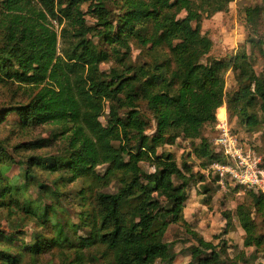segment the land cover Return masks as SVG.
I'll return each instance as SVG.
<instances>
[{"label":"trees","instance_id":"obj_1","mask_svg":"<svg viewBox=\"0 0 264 264\" xmlns=\"http://www.w3.org/2000/svg\"><path fill=\"white\" fill-rule=\"evenodd\" d=\"M86 1L89 5L83 12ZM110 1L0 0V83H16L31 93L25 104L7 114L0 112V123L15 113L23 131L53 125L60 128L64 144L60 156L28 157L22 185L7 176L13 161L0 147V210L41 230L32 245L22 248L0 232V264H32L52 245L75 247L70 236L79 244L75 247L79 264L83 251L94 246L111 253L113 264L170 263L175 254L164 236L171 224L180 225L195 243L188 264H237L228 254L235 247L231 242L198 234L183 216L188 190L204 182L208 165L228 161L201 134L206 124L215 122L217 109L226 103L248 132L261 123L259 115L264 116V74L255 72L244 53L211 57L212 41L201 34L203 17L225 12L234 0H117L122 14L115 23L110 19ZM87 14L95 21L92 27L87 26ZM261 14L264 0L245 9L246 23L254 33ZM52 22L58 28L65 23L60 35ZM134 37H142L149 52L165 47L168 58L161 62L153 58L137 67L130 64L122 72L113 68L108 74L101 72L100 64L109 60V54L98 51L94 39L127 48L124 42ZM60 41L66 46L59 49ZM234 65L241 67V78L237 90L227 95L224 76ZM141 102L150 119L140 109ZM105 115L103 125L100 118ZM150 123L155 129L147 135ZM231 128L237 135L232 123ZM178 139L191 141L192 155L202 166L195 168L198 178L188 164L178 166L172 154L158 153ZM195 140L199 144L193 146ZM47 146L19 144L13 151ZM144 163L153 172H145ZM42 172L86 186L75 205L76 223L65 217L62 208L61 202H68L62 192L64 179L54 180L48 188L40 183ZM211 179L216 182L215 176ZM30 185L39 190L35 199L26 196ZM221 217L222 235L229 233L234 220L244 233L241 249L233 250L234 259L246 263L248 249L253 256L264 255L260 192L245 190L242 203L233 211H222ZM47 230L51 235H44ZM81 231L87 237L77 236ZM27 257L30 262L25 263Z\"/></svg>","mask_w":264,"mask_h":264},{"label":"rangeland","instance_id":"obj_2","mask_svg":"<svg viewBox=\"0 0 264 264\" xmlns=\"http://www.w3.org/2000/svg\"><path fill=\"white\" fill-rule=\"evenodd\" d=\"M89 2H84L82 4L83 12L87 11ZM261 5V0H234L228 4L227 10L225 12H220L212 17L205 19L201 22V34L206 35L212 41L211 57L213 58H230L238 53H244L249 57L253 68L257 74H264V14H261L257 18V27L254 33L246 23L245 9L253 8L254 6ZM0 5V13L2 10ZM108 9L110 10L111 22L115 23L116 18L122 14L121 3L117 0H111L108 4ZM1 15V14H0ZM184 14L181 13L179 18L183 17ZM87 26H93L94 20L91 18L90 14L86 15ZM55 31L58 35L60 28L65 26V23L58 28L56 22H52ZM68 28V27H67ZM66 28V29H67ZM151 31H149L148 35ZM142 34V33H141ZM144 36V35H143ZM143 38L134 37L127 40L125 43L127 48L123 44L120 45H107L103 40L94 39L95 46L98 51H106L109 54V60L100 64L101 72L108 74L110 69H116L119 72L125 69L127 65L141 66L143 63L150 62L153 58H156L157 62H161L164 58H168L167 49L165 47L157 48L154 51L149 52V46H144ZM0 36V45H1ZM66 46V42H59L58 48ZM115 50V53H114ZM120 56L119 60L116 57ZM122 56V57H121ZM125 62V63H124ZM160 64V63H157ZM239 65L232 66L224 76L225 80V93L231 94L237 90L236 81L241 78V71ZM28 88L19 87L16 83H0V112L7 114L8 111L19 104H25L27 102L28 96L31 94L27 91ZM145 103H139L140 109L144 112L147 118H151L149 111L145 110ZM225 106L229 121L232 123L233 130H236V134L242 139V142L250 149L254 150L262 157V163L264 167V116L259 115L261 123L251 132L246 131L245 127L238 124L237 118L233 117L228 109L226 103ZM221 106V107H222ZM224 110L219 112V117H222ZM121 117L122 113L120 112ZM18 120L15 113H9L3 121L0 123V147H2L5 153L12 158V165L7 176L17 184L22 185L24 182V169L25 161L28 157L35 156H45V157H56L60 156L64 152V144L61 141L59 133L60 128L53 125H46L43 127L28 129L26 131L21 130V128L16 124ZM100 122L106 125V115L100 118ZM155 129V124L150 123V128L146 131L147 135H151ZM215 122L212 124H206L202 129V136L206 137L208 141H211L215 135ZM46 142L47 147L35 150V151H13V148L19 144H32ZM191 141H186L178 139L174 145L163 146L158 149V153L166 152L172 154L175 162L178 166L183 163L188 164L191 167L192 172L197 173V178L200 173L195 168H200L201 164L196 161L192 155ZM199 144L198 140H195L193 146ZM202 167V166H201ZM141 168L145 172H153V169L147 164H141ZM194 168V169H193ZM98 173L103 172V167L97 168ZM207 173V172H206ZM40 183L46 187H50L54 180L61 181L64 179V186L62 192L68 195V202L62 201V208L64 209V215L67 219L76 223V213L78 208L75 205L79 202L78 194L84 186L83 182L76 181L74 183H66L67 176H59L58 174L50 175L45 172L38 173ZM212 175L204 177V182L199 186L200 192L197 191V195L202 196L200 202L204 203V199L208 200L212 198V194L218 191L220 193V198L217 199V204H221L223 207V196L225 195L223 191L218 187V185L212 181ZM208 188L204 191L202 186ZM232 187H227V190H231ZM226 189V188H225ZM110 190H112L110 188ZM245 191V190H244ZM207 193V194H206ZM232 194V193H229ZM191 195H195L194 192ZM208 195V196H206ZM26 196L35 199L39 196V190L36 186L30 185L26 192ZM196 196V195H195ZM205 196V197H204ZM88 199L90 198L89 193H87ZM236 196L232 195L228 201L234 202ZM215 201V202H216ZM208 201H206L207 203ZM249 203L248 201H246ZM183 210L184 218L200 217L201 221L204 219V209H196L194 202H189L187 206H184ZM210 211L212 210L209 209ZM207 209L205 212L210 215ZM219 210H215L213 216L218 213ZM209 226H215V222H211ZM194 230V228H193ZM221 231V230H220ZM0 232H2L9 239L14 240L13 244L16 248H22L27 245H32L35 242V238L40 234L41 230L31 221H26L21 219L19 216L15 215L9 218L5 212L0 210ZM198 233V232H197ZM79 237H87L85 232L81 231L77 233ZM199 234V233H198ZM44 235H51V231L47 230ZM221 239L226 236L230 238L227 244L230 242L235 246L234 249H229L228 254L233 258L232 262H237V264H264V255L260 254L258 256H253L252 250H245L247 261L244 263L242 260L234 259L236 252L233 250L242 247V237L236 229L232 233L227 235L217 234ZM216 235V236H217ZM231 236V237H230ZM73 238V236H70ZM209 237V236H208ZM70 238L73 242V246H79L78 243H74V239ZM217 240H212L213 243H217ZM164 242L168 245L170 251L175 254L174 262L164 263L157 261L155 264H188L191 259L189 256V249L195 245L193 239L182 229L180 225L171 224L169 225L167 232L164 236ZM67 243H65L66 245ZM76 244V245H75ZM230 245V244H229ZM232 246V245H231ZM229 246V247H231ZM75 247H63L52 245L48 251H45L43 255L39 256L36 261L32 264H79L78 254L75 253L77 248ZM233 252V253H232ZM83 264H113L111 259V253L107 252L103 247L94 246L90 250L83 251V259L81 260ZM30 262L27 257L25 263Z\"/></svg>","mask_w":264,"mask_h":264},{"label":"built area","instance_id":"obj_3","mask_svg":"<svg viewBox=\"0 0 264 264\" xmlns=\"http://www.w3.org/2000/svg\"><path fill=\"white\" fill-rule=\"evenodd\" d=\"M225 106L217 109L215 114V135L211 140L216 151H220L227 163L214 161L207 167L208 175L216 178V184L223 191L227 187L243 190H256L264 196V167L262 157L247 147L232 132ZM224 110L222 117L219 112ZM226 188V189H225Z\"/></svg>","mask_w":264,"mask_h":264},{"label":"crops","instance_id":"obj_4","mask_svg":"<svg viewBox=\"0 0 264 264\" xmlns=\"http://www.w3.org/2000/svg\"><path fill=\"white\" fill-rule=\"evenodd\" d=\"M202 184L203 183H200L196 187H193L190 190H188V196H187V200L185 201V206H187L189 202H194L196 205V209H204V219L203 221H201L200 217H195V218L192 217V218H185V220L190 225H192L194 227V230L198 232L200 235L207 236V237L216 236L218 233L223 232L225 228V221L221 217V212L225 210L233 211L238 204L242 203L245 191L241 188H234V187H232L231 190H226V191L222 190L223 193L225 194L223 196V202H222L224 206L222 207L221 204H217V201H216L217 199L220 198V195H221L220 193H218V191L212 194L211 199H208V200L204 199V203L200 202V199H203V198L202 196L197 195V191L200 192L199 186ZM192 192H194L196 196L191 195ZM229 193H232V194H229ZM232 195L236 196V199L234 202H229L228 199ZM206 201L208 202L206 203ZM211 208L212 210L210 211L209 209ZM207 209L209 210L210 215H207L205 213ZM215 210H219V212L213 216V213L215 212ZM184 211H185V208H184ZM212 221L216 223L217 225L215 226L216 228H214V226H209ZM234 229H236V231L240 233L241 237H243L244 233L241 230V228L238 226L235 220L233 222V227L231 228L228 234L232 233ZM224 239H227L228 241L230 240L228 236H226Z\"/></svg>","mask_w":264,"mask_h":264},{"label":"clouds","instance_id":"obj_5","mask_svg":"<svg viewBox=\"0 0 264 264\" xmlns=\"http://www.w3.org/2000/svg\"><path fill=\"white\" fill-rule=\"evenodd\" d=\"M207 171V169L205 170V172ZM207 174V176H208V173H206Z\"/></svg>","mask_w":264,"mask_h":264},{"label":"bare ground","instance_id":"obj_6","mask_svg":"<svg viewBox=\"0 0 264 264\" xmlns=\"http://www.w3.org/2000/svg\"><path fill=\"white\" fill-rule=\"evenodd\" d=\"M223 116V115H222Z\"/></svg>","mask_w":264,"mask_h":264}]
</instances>
